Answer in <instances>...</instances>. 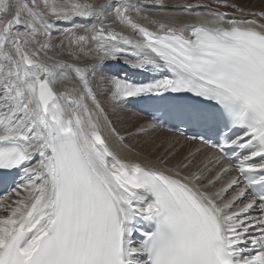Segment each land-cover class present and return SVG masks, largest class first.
Wrapping results in <instances>:
<instances>
[{"label": "snow or ice", "instance_id": "obj_1", "mask_svg": "<svg viewBox=\"0 0 264 264\" xmlns=\"http://www.w3.org/2000/svg\"><path fill=\"white\" fill-rule=\"evenodd\" d=\"M212 2L0 0V264H264V7Z\"/></svg>", "mask_w": 264, "mask_h": 264}, {"label": "rangeland", "instance_id": "obj_2", "mask_svg": "<svg viewBox=\"0 0 264 264\" xmlns=\"http://www.w3.org/2000/svg\"><path fill=\"white\" fill-rule=\"evenodd\" d=\"M99 1H101V0H95L96 3L99 2ZM165 2L169 3V4H174V3H178V2L179 3H183V2H185V0H165ZM188 2L196 3L197 0H188ZM199 2L202 5H205V6L210 7V8H219V10L222 11V12H226V13H230V14H240L241 15V13L235 12L233 9L224 8V7H221L220 5H217V4L213 3L212 0H199ZM233 2L241 4V6H243L246 9V11L255 10V9H259L261 7H264V0H233ZM122 72H124V70ZM106 107H107V105H106ZM117 120H118V121H116L117 127L120 126L119 128H122V130H123V128H128L129 130H134L135 127H136L135 124H128V122H124L123 120H119V119H117ZM122 123L125 124V125H123ZM118 124H119V126H118ZM126 124H128V125H126ZM136 124H140V121L137 122ZM121 125H123V126L121 127ZM153 134L156 135L155 136V138H156L155 142L156 143H160L161 141L165 142L163 138H161L160 136H157L159 134L157 131L151 133V135H153ZM142 139H144V138H142ZM165 139L168 140L169 138L165 137ZM144 140H153V138L150 136V137H148V138H146ZM180 144L184 145L183 149L180 152V156L183 155V154H187L188 150H190V148L193 147V146H191V145H189V144H187V143H185L183 141H180ZM180 144H178L177 147H180ZM194 147H195V145H194ZM180 156L177 159H179ZM226 180L227 179H225V181Z\"/></svg>", "mask_w": 264, "mask_h": 264}, {"label": "bare ground", "instance_id": "obj_3", "mask_svg": "<svg viewBox=\"0 0 264 264\" xmlns=\"http://www.w3.org/2000/svg\"><path fill=\"white\" fill-rule=\"evenodd\" d=\"M104 2H105V0H101V1H99V2H97V3H104ZM152 14H155V11H153ZM228 14H229L230 16H240V14H230V13H228ZM181 19H184V18H181ZM106 26H107V25H106ZM110 26L116 28L118 31H119V30H123V31L127 32V34L132 35L131 32H128L127 29H124L123 26H121V25H119V24H113V25H110ZM149 27H151V25H149ZM121 64H123V63L121 62ZM114 70H116V68H115ZM124 71H126V70H124ZM128 74H130V72H128ZM119 120H123L124 122H128V124H135L136 127H138V126L141 125V124L147 125V123H148V121H149V118H148V117H145V116H142V115H140V114H138V113H136V112H134V111H131V112H124V113H122V114H121V117H120ZM117 121H118V120H117ZM139 121H140V124H136V123L139 122ZM119 122H120V121H119ZM119 122H118V123H119ZM122 124H123V123H122ZM128 124H126V125H128ZM123 125H125V124H123ZM123 125H121V127H122ZM118 126H119V124H118ZM119 127H120V126H119ZM121 129H122V128H121ZM157 132L159 133L157 136H160L161 138H163L164 141L166 142V144L172 142L173 139H174V137H175V134H174V133H168L167 131L162 130V129H158ZM151 133H152V132H150L147 136L142 137V138L146 139V138H148V137L151 136V137L153 138V141L155 142V141H156V138H155L156 135H154V134L151 135ZM165 137H168L169 139L166 140ZM142 138H141V139H142ZM181 141H183V140H181ZM183 142H184V141H183ZM187 144L193 146L192 148H190V150H192V149L194 148V145H193L192 143L189 142V143H187ZM195 146H196V145H195ZM190 150H188V151H190ZM212 151H213V150H211V149L205 148L204 151L201 153V155L197 158V163H199L200 161H202L206 156L211 155V154H212ZM183 155H185V154H183ZM183 155H181V156H183ZM178 157H179V156H178ZM178 157H177V158H178ZM177 158H176V159H177ZM213 174H214V173H213ZM233 175H237V173H236V172H232V173H230L228 176H226L225 179H229V178H230L231 176H233Z\"/></svg>", "mask_w": 264, "mask_h": 264}]
</instances>
